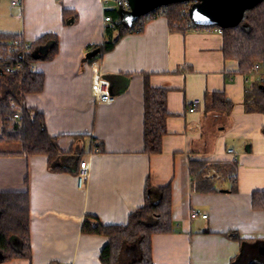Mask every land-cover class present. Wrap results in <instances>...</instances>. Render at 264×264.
<instances>
[{
    "label": "crops",
    "instance_id": "1",
    "mask_svg": "<svg viewBox=\"0 0 264 264\" xmlns=\"http://www.w3.org/2000/svg\"><path fill=\"white\" fill-rule=\"evenodd\" d=\"M109 3L0 0V32L19 33L27 44L56 36L55 56L43 59L48 49L41 47L31 63L44 74V89L24 103L44 115L59 149L78 155L88 169L84 180L53 172L45 156L0 143L12 146L0 149V192L27 190L31 248L30 259L0 264H102L108 238L82 233L83 221L123 225L146 194L156 204L164 186L171 188L174 230L152 235L153 264H264V211L251 207L252 193L264 192V113L247 112L243 104L248 84L264 79V65L246 80L237 61L224 59L215 28L174 31L162 16L89 62L86 54L105 40ZM145 75L151 87L167 89L166 134L155 155L143 151ZM97 78L108 83L112 102L94 99ZM206 92H224L230 114L206 111ZM194 99L200 104L189 112ZM198 159L235 162L237 191L220 180L219 192H195L189 164ZM193 211L207 217H192Z\"/></svg>",
    "mask_w": 264,
    "mask_h": 264
},
{
    "label": "trees",
    "instance_id": "2",
    "mask_svg": "<svg viewBox=\"0 0 264 264\" xmlns=\"http://www.w3.org/2000/svg\"><path fill=\"white\" fill-rule=\"evenodd\" d=\"M190 3H171L163 6L164 17L171 30L216 28L197 26L188 17ZM67 11L64 10V17ZM111 22L105 27V40L92 47L98 53L88 59L94 61L113 49L117 41L133 29L141 28L155 17L151 13L138 17L128 27L122 21L119 9L106 10ZM121 20L120 22H117ZM222 54L224 59H233L238 63V72L248 74L255 64L264 65V1L245 11L242 23L236 27L221 29ZM115 32V36H112ZM17 41V43H15ZM52 43L45 60L52 59L57 52V39L47 33L27 44L21 34L0 32V143L17 144L20 152L26 155H43L48 168L53 172L68 171L77 173L79 156L70 152L63 153L54 137L45 126L44 115L35 107L25 105L27 95L41 93L45 76L31 69L33 53L46 44ZM166 88L151 87L148 75L144 76L143 86V151L148 155L162 151V137L166 134ZM205 110L228 116L232 102L224 92H206ZM14 102L15 106L10 105ZM243 104L247 112L264 113V79L251 81L245 88ZM17 115L18 117H15ZM100 148V144H98ZM101 150V148H100ZM73 153V152H72ZM213 167L222 181L230 184L228 192H236V163L231 161H210L198 159L190 161L189 174L192 189L208 194L220 190L214 182L204 178V171ZM148 183L147 190L150 188ZM160 199L152 204L147 194L143 205L129 214L123 225H105L97 219L83 221L81 231L84 234L102 235L108 238L107 244L99 254L102 264H153L151 237L154 234L173 232L172 193L169 186L159 188ZM254 211H264V192L256 191L251 196ZM29 195L25 191L0 192V262L14 258L31 257L30 248ZM236 240L239 237L232 236ZM131 257L130 259H127Z\"/></svg>",
    "mask_w": 264,
    "mask_h": 264
},
{
    "label": "water",
    "instance_id": "3",
    "mask_svg": "<svg viewBox=\"0 0 264 264\" xmlns=\"http://www.w3.org/2000/svg\"><path fill=\"white\" fill-rule=\"evenodd\" d=\"M264 0H126L129 11L119 9L122 21L130 27L140 16L166 6L171 3H190L188 17L191 23L197 26H214L221 29H228L240 25L244 19L245 11L253 8ZM52 43L43 46L49 49ZM39 48L37 51H39ZM35 51L33 57L37 58ZM98 49L86 54L85 60L96 55Z\"/></svg>",
    "mask_w": 264,
    "mask_h": 264
},
{
    "label": "built area",
    "instance_id": "4",
    "mask_svg": "<svg viewBox=\"0 0 264 264\" xmlns=\"http://www.w3.org/2000/svg\"><path fill=\"white\" fill-rule=\"evenodd\" d=\"M107 1H111L114 5V8L129 11V6H128L126 0H104V2H107ZM163 11H164V8L160 7V8H157V9L151 11L150 13L153 15V17H157V16H160ZM120 21L121 20H118L117 22H120ZM104 22L106 24L110 23L111 22L110 17L105 15ZM215 29L218 33L222 34L221 28L216 27ZM140 31H141V28H135V29H133L132 33H138ZM15 43H17V41H15ZM259 69H260V66L258 64H255L253 66L252 71L250 73L246 74L247 75L246 80H248L249 74H252L253 72L258 71ZM260 80H263L262 76L258 79V81H260ZM91 89H92L93 97L96 101L101 102V103H109V102L113 101V96L109 92V85L105 80L97 78L92 83ZM198 104H200L199 100H197V99L192 100L188 104V111L193 112L195 110V107ZM10 105L15 106L14 102H11ZM15 117H18V116L15 115ZM228 152L231 153L232 150H228ZM77 175H78V178L81 180H84L87 178L88 169H87L85 161L80 162L79 168L77 171ZM210 176H211V172H207L206 174H204V178H206V179L209 178ZM198 215H200L203 219H205L207 217V215L200 214L198 211H193L191 213L192 217H195Z\"/></svg>",
    "mask_w": 264,
    "mask_h": 264
},
{
    "label": "rangeland",
    "instance_id": "5",
    "mask_svg": "<svg viewBox=\"0 0 264 264\" xmlns=\"http://www.w3.org/2000/svg\"><path fill=\"white\" fill-rule=\"evenodd\" d=\"M112 3H109V6L111 5ZM258 81V80H257ZM12 146H2L0 147V149H8ZM15 147V146H13ZM207 172H211V176L207 179L213 181L214 183H217L218 181H220L222 179V176L213 168V167H208L205 171H204V174H206ZM131 257H128L127 259H130Z\"/></svg>",
    "mask_w": 264,
    "mask_h": 264
}]
</instances>
